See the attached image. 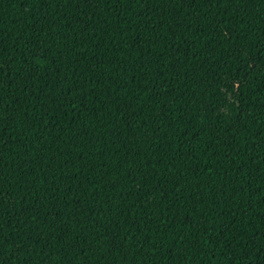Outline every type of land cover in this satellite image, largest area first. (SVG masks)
Instances as JSON below:
<instances>
[{
    "label": "trees",
    "instance_id": "1",
    "mask_svg": "<svg viewBox=\"0 0 264 264\" xmlns=\"http://www.w3.org/2000/svg\"><path fill=\"white\" fill-rule=\"evenodd\" d=\"M0 264H264V0H0Z\"/></svg>",
    "mask_w": 264,
    "mask_h": 264
}]
</instances>
